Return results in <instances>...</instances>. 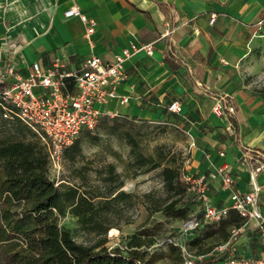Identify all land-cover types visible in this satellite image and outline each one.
Segmentation results:
<instances>
[{
  "label": "crops",
  "instance_id": "crops-1",
  "mask_svg": "<svg viewBox=\"0 0 264 264\" xmlns=\"http://www.w3.org/2000/svg\"><path fill=\"white\" fill-rule=\"evenodd\" d=\"M73 6L94 22L91 34L79 18L63 16ZM131 44H149L152 53L123 63L116 96L100 109L135 120L179 119L190 144L185 174L205 176L217 207L234 193L253 194L264 220V170L254 172V151L264 155V0H0V71L14 56L19 68L58 63L70 71L91 55L110 64ZM174 101L179 113L168 110ZM233 251L264 259V248L245 234Z\"/></svg>",
  "mask_w": 264,
  "mask_h": 264
},
{
  "label": "trees",
  "instance_id": "trees-1",
  "mask_svg": "<svg viewBox=\"0 0 264 264\" xmlns=\"http://www.w3.org/2000/svg\"><path fill=\"white\" fill-rule=\"evenodd\" d=\"M8 122L20 138L0 141V264H141L146 258H154L151 247L155 237L145 228L128 236L124 249L105 246L107 232L118 226L117 206L134 196L121 190L122 181L94 195L78 187L59 191L49 177L45 147L21 122ZM102 123L106 124L107 120ZM84 132L89 130L80 134ZM79 136L64 150V157L71 161L80 154ZM127 141L134 175L161 166L159 161L140 151L133 137L128 136ZM109 170V176L113 175L112 165ZM160 174L167 198L162 204L148 206L147 211L183 219L187 214L189 187L180 179V166L167 163ZM66 208L78 218L84 231L97 237L94 244L77 243L67 230L58 226L57 215H63ZM241 223L238 217L234 226ZM228 236L229 231L221 240L226 242ZM198 242L200 238L196 236L189 245ZM167 248L176 257L175 264H183L182 249L174 243H168ZM209 253L210 250H203L199 254L205 257ZM222 257L223 254H217L197 264H217Z\"/></svg>",
  "mask_w": 264,
  "mask_h": 264
},
{
  "label": "built area",
  "instance_id": "built-area-1",
  "mask_svg": "<svg viewBox=\"0 0 264 264\" xmlns=\"http://www.w3.org/2000/svg\"><path fill=\"white\" fill-rule=\"evenodd\" d=\"M63 16L77 17L86 23L87 34L94 31V22L76 6L67 9ZM214 20L213 15L209 23L213 24ZM261 24L260 21L257 25ZM139 51L150 55L152 47L149 44H131L110 64H104L98 57L91 55L82 61L78 68L70 71L58 63L47 69L42 68L38 62H33L26 68H19V62L14 56L0 71V117L8 121L18 120L35 134L47 151L48 172L57 173L64 150L72 145L82 130L94 129L104 116H117L115 113L103 112L100 106L116 96L117 88L124 78L123 63ZM122 102H127V97H123ZM168 110L179 113V103L172 102ZM227 111L233 113L234 107L229 106ZM213 112L221 115V106L216 104ZM254 157L258 162L254 172L259 173L264 170V163L258 159L264 158V155L254 151ZM219 172L223 185L230 186L232 178L225 172V167ZM183 180L196 192L199 202L204 205L202 221H187L184 224V232L202 228L205 224H217L233 210L242 223L232 226L227 241L214 248L216 255L224 254L217 264H264L263 258L240 255L233 251L237 241L244 234L248 240L264 248V220L255 204L254 195L234 193L228 206L217 207L209 201L205 176L184 174ZM250 220L254 221L253 226L249 225ZM178 245L183 251V264H197L208 258V255L195 259L186 256L184 245Z\"/></svg>",
  "mask_w": 264,
  "mask_h": 264
},
{
  "label": "rangeland",
  "instance_id": "rangeland-1",
  "mask_svg": "<svg viewBox=\"0 0 264 264\" xmlns=\"http://www.w3.org/2000/svg\"><path fill=\"white\" fill-rule=\"evenodd\" d=\"M101 119L94 129L80 134V154L73 161L63 157L60 170L57 173H49V177L59 191L78 187L80 191L94 195L122 181L121 190L134 195L131 200L117 206L120 210L116 221L118 226L107 232L105 246L108 249H124L127 237L145 228L155 237V243L151 247V253L155 254L153 259L146 258L141 264H175L176 257L168 252L169 241L177 246L178 243L183 244L186 256L194 259L198 258L203 250H210L208 257L216 255L214 248L223 243L222 237L238 222V216L232 210L230 215L217 224H205L202 228L184 232V224L187 221H202L204 213V205L199 202L196 192L191 188L188 189V208L183 219L166 216L161 212L149 214L146 209L148 206L164 203L167 198L160 174L165 164L180 166V179L187 185L183 175L189 158L190 144L186 128L181 126L180 120L170 115L153 121L120 116H104ZM105 119L107 123L103 124ZM128 136L135 139L145 156L159 161L161 166L134 175V168L130 167ZM8 138L18 139L20 136L8 120L0 117V141ZM110 165L114 167V174L111 176ZM57 222L77 243L92 245L97 240L93 233L81 228L78 218L71 215L67 208L63 215H57ZM112 229H116L117 233L111 236ZM196 234L200 242L194 246L189 245ZM252 248H255L254 244Z\"/></svg>",
  "mask_w": 264,
  "mask_h": 264
},
{
  "label": "bare ground",
  "instance_id": "bare-ground-1",
  "mask_svg": "<svg viewBox=\"0 0 264 264\" xmlns=\"http://www.w3.org/2000/svg\"><path fill=\"white\" fill-rule=\"evenodd\" d=\"M117 233V230L116 229H112L111 231H110V235L112 236V235H114V234H116Z\"/></svg>",
  "mask_w": 264,
  "mask_h": 264
}]
</instances>
